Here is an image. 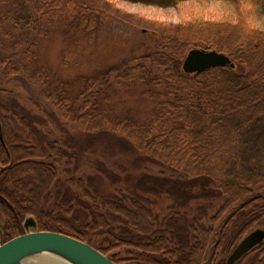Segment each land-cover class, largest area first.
Returning a JSON list of instances; mask_svg holds the SVG:
<instances>
[{
    "label": "trees",
    "instance_id": "16d2710c",
    "mask_svg": "<svg viewBox=\"0 0 264 264\" xmlns=\"http://www.w3.org/2000/svg\"><path fill=\"white\" fill-rule=\"evenodd\" d=\"M119 1L170 8L191 0ZM216 1L235 8L238 22L224 16L168 26L127 14L111 0H0V7L20 8L12 23L26 33L25 56L59 20L67 31L92 33L100 22L123 21L154 35L153 46L139 56L61 82L67 87L58 91L42 83L39 93L51 99L46 120L0 95V245L24 234L29 217L37 231L76 238L116 264H201L214 239L208 264H226L222 257L234 240L264 220V0H240L239 7L238 0ZM191 49L223 53L234 66L186 74L181 65ZM14 61L0 60L2 77L18 76ZM123 87H141L140 95L157 100L149 117L115 111ZM46 124L61 136L45 134ZM72 129L85 135L88 146L128 156L139 177L126 173L121 179L99 163L85 180L66 178L76 158ZM148 165L158 174L147 173ZM98 181L126 188L100 196ZM59 183L68 187L58 191ZM163 197L176 207L160 219L151 207ZM217 200L210 216L205 207L191 217L180 211ZM231 229L235 236L226 238ZM252 252L248 264H264V241Z\"/></svg>",
    "mask_w": 264,
    "mask_h": 264
},
{
    "label": "rangeland",
    "instance_id": "374dc122",
    "mask_svg": "<svg viewBox=\"0 0 264 264\" xmlns=\"http://www.w3.org/2000/svg\"><path fill=\"white\" fill-rule=\"evenodd\" d=\"M111 1L125 13L134 14L151 24L169 26L191 19L217 20L224 16L234 18L229 19L232 23L238 22L237 17H235V8L227 2L216 0H191L170 8H156L119 0ZM240 3L241 1L238 0V7ZM19 9L16 4L12 3H6V6L0 7V60L4 59L5 56H11L12 60H15L14 62H17L19 66L18 76L7 78L1 76L2 69L0 68V89L4 90L0 95L4 100L9 101L11 99L13 104L27 108L34 116L41 117L42 120H46L43 112L46 114L51 113V99L48 101L39 93L42 83L49 86L50 92H53L54 88V91H58L64 86L67 87V85L62 86L61 82L67 81L70 83L72 79H79L78 77L90 75L108 65L139 56L153 46L154 35L150 31L135 30L123 21L100 22V26H97L95 31L90 33L88 30L67 31L65 24L59 20L51 24V31L44 38L36 39L32 55H26V57L25 54L21 53V47L23 45L25 47L23 41L26 33L25 31L18 32L15 30L12 23V18L20 12ZM241 11L243 12L242 9ZM94 26V23H92L88 29ZM139 90L141 91L142 88L123 87L117 89V95L114 99L115 111L128 112L135 119L143 120L149 117L157 105V100L140 95ZM70 95L71 89L64 91V96L69 97ZM42 129L45 134L51 132L52 135L61 136V133H57L54 127H48V124ZM69 134L76 158L68 165L71 174H65L66 178L75 176L76 178L82 177L85 180L87 174L93 173L95 165L97 166L99 163L115 174L120 175L121 179L125 177L126 173H131L133 179L139 177V171L133 172L131 169L133 160L129 159L128 156H113L110 152L105 151L104 145L88 146L85 143V135L77 129L70 130ZM49 138L53 139L54 137L50 136ZM146 170L150 174H158L160 171L159 168L152 165H148ZM95 184L98 186V195L100 196L119 193V190L126 188L125 183L111 186L105 181H98ZM67 187V185L59 183L57 189L58 191H64ZM173 204L171 198L163 197L158 205H153L151 208L154 214L162 219L163 215L174 212V209H171ZM218 205H220L218 200L213 202L196 201L185 208H180V211L191 217L197 212L198 207H205L208 209L207 215L210 216L216 212ZM255 228L264 229V220ZM255 228H252V231ZM235 233L236 229H231L226 234V238L235 236ZM248 233H242L240 237L234 240L230 251L223 257L221 256L223 260L227 259L233 248ZM219 246H217L218 255L221 253V245ZM254 255L255 252L248 253L238 264H248ZM217 259L219 258L217 257Z\"/></svg>",
    "mask_w": 264,
    "mask_h": 264
},
{
    "label": "water",
    "instance_id": "95a60500",
    "mask_svg": "<svg viewBox=\"0 0 264 264\" xmlns=\"http://www.w3.org/2000/svg\"><path fill=\"white\" fill-rule=\"evenodd\" d=\"M234 66L223 53L191 49L182 61V71L186 74H201L210 69ZM0 141L2 133L0 129ZM27 232L0 245V264H27L38 258H48L59 264H116L109 257L92 246L67 235L56 232L37 231L32 218H26ZM264 241V229H256L243 238L226 259V264H235L254 247ZM207 252L202 264H208L212 249Z\"/></svg>",
    "mask_w": 264,
    "mask_h": 264
},
{
    "label": "bare ground",
    "instance_id": "6f19581e",
    "mask_svg": "<svg viewBox=\"0 0 264 264\" xmlns=\"http://www.w3.org/2000/svg\"><path fill=\"white\" fill-rule=\"evenodd\" d=\"M27 264H59L48 258H38L29 261Z\"/></svg>",
    "mask_w": 264,
    "mask_h": 264
},
{
    "label": "flooded vegetation",
    "instance_id": "af4514ba",
    "mask_svg": "<svg viewBox=\"0 0 264 264\" xmlns=\"http://www.w3.org/2000/svg\"><path fill=\"white\" fill-rule=\"evenodd\" d=\"M254 248H256V247H254ZM254 248H253V249H254ZM253 249H252V250H253ZM252 250H251V251H252Z\"/></svg>",
    "mask_w": 264,
    "mask_h": 264
}]
</instances>
